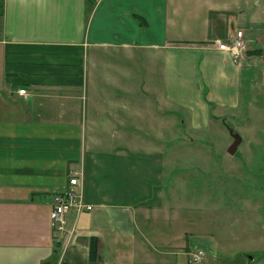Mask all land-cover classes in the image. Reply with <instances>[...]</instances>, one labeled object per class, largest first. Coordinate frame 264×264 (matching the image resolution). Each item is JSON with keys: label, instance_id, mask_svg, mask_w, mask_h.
I'll list each match as a JSON object with an SVG mask.
<instances>
[{"label": "crops", "instance_id": "0c3cea01", "mask_svg": "<svg viewBox=\"0 0 264 264\" xmlns=\"http://www.w3.org/2000/svg\"><path fill=\"white\" fill-rule=\"evenodd\" d=\"M238 30L264 63V0H0V264L56 262L50 200L74 174L93 208L68 213L57 264H188L184 249L218 247L196 219L167 220L201 203L179 201L172 136L179 115L203 134L246 110L252 56L216 45Z\"/></svg>", "mask_w": 264, "mask_h": 264}, {"label": "rangeland", "instance_id": "374dc122", "mask_svg": "<svg viewBox=\"0 0 264 264\" xmlns=\"http://www.w3.org/2000/svg\"><path fill=\"white\" fill-rule=\"evenodd\" d=\"M245 47L248 56H252V70L246 79V110L214 122L203 134L190 132L188 124L182 125L186 116L179 115L180 131H174L172 136L183 137L177 141L181 151L175 163L189 177L186 188L178 190L182 191L179 201L182 205L193 199L201 203L196 209H175L167 220L177 228L198 231L203 227L196 226V219L219 241L213 249L204 241L202 247L184 249L187 253L182 256L188 264L189 252L197 248L206 253L202 264H264V63L258 58L262 50L252 38L250 46ZM230 128L242 137L235 154L228 151L234 141ZM191 240H196L195 234ZM64 249L63 246L52 264L58 263ZM178 263L186 261L180 259Z\"/></svg>", "mask_w": 264, "mask_h": 264}, {"label": "built area", "instance_id": "2783aa9c", "mask_svg": "<svg viewBox=\"0 0 264 264\" xmlns=\"http://www.w3.org/2000/svg\"><path fill=\"white\" fill-rule=\"evenodd\" d=\"M219 49L228 52L235 60L239 59L245 52V40L242 30H238L235 34H231L227 41H216ZM20 94L26 95L25 88L19 90ZM80 178L75 174L69 179V186L63 190L54 193L50 200V220L54 232H56L55 239L62 242L66 247L73 239L75 233V226L68 227L67 215L71 210H75L78 215L84 211H89L93 208L92 204L85 202L82 191L78 189L80 185ZM206 256L204 249L197 248L189 252L190 264H202Z\"/></svg>", "mask_w": 264, "mask_h": 264}, {"label": "water", "instance_id": "95a60500", "mask_svg": "<svg viewBox=\"0 0 264 264\" xmlns=\"http://www.w3.org/2000/svg\"><path fill=\"white\" fill-rule=\"evenodd\" d=\"M230 134L232 135V137L234 138V141L232 142V144L229 146V153L230 154H235L239 148V145L242 142V137L238 132H234V130L232 128H230Z\"/></svg>", "mask_w": 264, "mask_h": 264}, {"label": "trees", "instance_id": "16d2710c", "mask_svg": "<svg viewBox=\"0 0 264 264\" xmlns=\"http://www.w3.org/2000/svg\"><path fill=\"white\" fill-rule=\"evenodd\" d=\"M90 256L92 260H97L99 258L98 254V238L93 236L91 240V247H90Z\"/></svg>", "mask_w": 264, "mask_h": 264}]
</instances>
